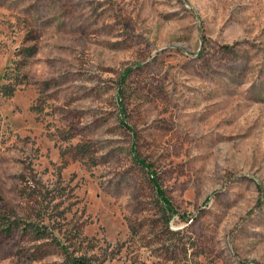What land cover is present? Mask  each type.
Wrapping results in <instances>:
<instances>
[{"label":"rangeland","instance_id":"374dc122","mask_svg":"<svg viewBox=\"0 0 264 264\" xmlns=\"http://www.w3.org/2000/svg\"><path fill=\"white\" fill-rule=\"evenodd\" d=\"M28 221L104 264H264V0H0V264L61 261Z\"/></svg>","mask_w":264,"mask_h":264},{"label":"trees","instance_id":"16d2710c","mask_svg":"<svg viewBox=\"0 0 264 264\" xmlns=\"http://www.w3.org/2000/svg\"><path fill=\"white\" fill-rule=\"evenodd\" d=\"M13 92V88L11 89V93ZM28 227L26 230L33 234L36 239L42 238H50L54 241L55 245H57L62 253V260L59 262H52L49 264H104L105 261L110 257L107 254L102 255L100 258L96 255H89L87 253H76V251L70 249L71 245L67 244V238H57L53 235L48 234L46 236V228L47 224L42 223V225H35L32 221H28Z\"/></svg>","mask_w":264,"mask_h":264}]
</instances>
